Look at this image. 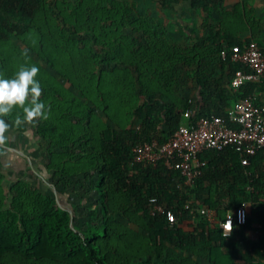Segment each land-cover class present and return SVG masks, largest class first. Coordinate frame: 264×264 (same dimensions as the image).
Masks as SVG:
<instances>
[{"label":"trees","instance_id":"16d2710c","mask_svg":"<svg viewBox=\"0 0 264 264\" xmlns=\"http://www.w3.org/2000/svg\"><path fill=\"white\" fill-rule=\"evenodd\" d=\"M152 1L168 12L178 0ZM44 4L0 0V76L36 64L48 111L47 119L29 122L38 143L28 151L31 167L24 160L28 181L15 180L5 192L0 171V264L11 256L24 264H264V150L245 166L233 146L205 150L199 155L204 166L190 186L179 170L133 163L131 155L135 145L163 143L200 117L227 119L236 101L264 91L263 75L259 83L244 82L232 105L227 98L226 86L240 66L221 52L249 42L204 22L205 34L184 48L172 45L134 17L137 7L129 0H82L78 24L66 27L65 39L48 38L37 26ZM32 31L36 39L30 42ZM182 69L196 87L194 100L180 92ZM263 100L257 96L256 104ZM185 110L192 111L189 118ZM18 111L5 117L11 127L0 151L13 133L26 130L12 124ZM86 176L95 182L99 201L92 212L98 217L93 213L79 228L73 222L85 218L78 212L82 200L68 198L63 206L57 196L68 195L66 184L78 187ZM36 177L51 190L43 193L32 181ZM241 204L247 205L246 222L223 238L219 223ZM155 205L175 222L157 214ZM200 209L214 211V223ZM189 221L192 227L185 229Z\"/></svg>","mask_w":264,"mask_h":264},{"label":"built area","instance_id":"2783aa9c","mask_svg":"<svg viewBox=\"0 0 264 264\" xmlns=\"http://www.w3.org/2000/svg\"><path fill=\"white\" fill-rule=\"evenodd\" d=\"M229 56L231 62L240 66L230 80V88L238 90L244 82L259 83L264 75V55L255 43L244 48L235 45L221 52V57ZM256 92L243 100L236 101L227 110V119L217 116L200 117L189 125H181L163 143L151 141L137 144L132 148L133 163H147L153 166L164 165L179 170L184 185L193 184L200 174L204 162L199 155L205 150L220 151L228 146L235 147L241 165L248 164V158L259 150H264V100L256 104ZM184 117L192 115L184 111ZM152 203L154 200H150ZM157 214H165L169 224L175 222L171 212L155 205ZM209 223H214V211L200 209ZM247 219V205L241 204L232 212H227L219 223L222 237H230L233 226L243 225ZM221 246V240L218 242Z\"/></svg>","mask_w":264,"mask_h":264},{"label":"crops","instance_id":"0c3cea01","mask_svg":"<svg viewBox=\"0 0 264 264\" xmlns=\"http://www.w3.org/2000/svg\"><path fill=\"white\" fill-rule=\"evenodd\" d=\"M129 1L134 2L137 7L134 17L145 19L150 23L149 27L152 31L162 34L165 40L172 45L184 48L188 41H193L197 36L205 34L204 22L209 24L213 22L218 25L220 32H225L228 36L240 41H248L249 44L255 43L264 50V0H178L173 5V9L168 12L160 11L152 0ZM192 3H196L198 6L193 7ZM137 34L139 36L138 44L143 45V32L139 30ZM209 45L212 46V44ZM180 71V81L190 83L189 85L193 88L191 92H180L185 98L194 100L197 92L196 87L192 84L191 77L186 76V70ZM226 87L228 90L227 98L232 105L235 101L234 93L236 90L229 88V86ZM256 95L261 99L264 97V91L258 90ZM8 145L5 146L7 148H2L0 151L2 155L0 168L4 164L3 154L13 151L17 156H20V160L17 163L4 165L15 175L23 171L26 172L25 161L31 167L29 162ZM27 157L31 164L29 156ZM251 237L255 238L256 234L252 233Z\"/></svg>","mask_w":264,"mask_h":264},{"label":"rangeland","instance_id":"374dc122","mask_svg":"<svg viewBox=\"0 0 264 264\" xmlns=\"http://www.w3.org/2000/svg\"><path fill=\"white\" fill-rule=\"evenodd\" d=\"M44 9L38 15L37 19V26L43 34H46L48 38L57 37L58 39H62L65 37L66 27H70V24L77 23V19L79 18L78 15L81 14L82 9V0H44ZM150 5V4H149ZM78 17V18H77ZM35 32H30L29 36L27 33V40L33 42L35 38ZM65 39V38H64ZM14 44H19V41L13 40ZM34 44V43H33ZM23 51L36 59V55L32 53L28 48L22 47ZM43 64V63H41ZM50 70V73L53 74V71ZM190 83L183 81L181 92L184 93L185 91L191 92L193 90L192 86L189 85ZM26 127V130L22 133H13L9 140V145L13 149H17L28 156V151H32L34 145H37L38 141L33 138L31 131L29 129L30 125L29 122L23 124ZM3 163L4 164H12L17 163L19 161L20 156H17L13 151L7 152L3 154ZM36 162V160L34 161ZM32 163V161H31ZM3 164V167L0 168V171L4 170V176L1 179V185L3 191L7 192L10 185L15 180H26L28 181V173L20 172L12 174L11 170ZM10 166V165H9ZM12 167V166H11ZM31 181V180H30ZM38 188H40L43 193H47L51 190V187L46 185H42L39 177H36L32 180ZM81 184L78 187H75L74 184L69 185L66 184V192L68 195L66 196H57L58 203L63 206L68 205V198L70 201L78 202L82 200L78 206V212L81 216L77 218L73 222V226L84 228L85 219L91 217L94 213L92 212L94 209L92 208L95 206L99 198L96 195L95 191V182L92 177L86 176L84 179H81ZM53 189V188H52ZM47 191V192H45ZM56 192V191H55ZM58 195V194H57ZM61 197V198H60ZM10 199L7 200L9 202ZM90 204L91 206H89ZM94 217H98L97 213H94ZM183 227L185 229H191L192 223L189 221L188 223H184ZM8 262V263H7ZM5 264H24L21 259L11 256ZM26 264H41L39 262H27Z\"/></svg>","mask_w":264,"mask_h":264},{"label":"clouds","instance_id":"9594fccd","mask_svg":"<svg viewBox=\"0 0 264 264\" xmlns=\"http://www.w3.org/2000/svg\"><path fill=\"white\" fill-rule=\"evenodd\" d=\"M39 71L36 64H22L11 77L0 76V144L7 140L11 125L5 117L13 109H19L12 121L17 127L35 118L47 119L45 102L40 99L41 82L36 78Z\"/></svg>","mask_w":264,"mask_h":264},{"label":"water","instance_id":"95a60500","mask_svg":"<svg viewBox=\"0 0 264 264\" xmlns=\"http://www.w3.org/2000/svg\"><path fill=\"white\" fill-rule=\"evenodd\" d=\"M0 146H1V144H0ZM2 147H3V148H7V147H4V146H2ZM12 150H14L15 152L19 153V154L22 156V158L26 159V160L29 162V165L31 166L28 157H27L24 153H22L21 151H17V150H15V149H12ZM53 192L55 193V189H54V188H53Z\"/></svg>","mask_w":264,"mask_h":264}]
</instances>
